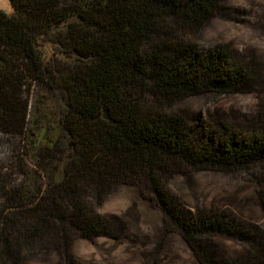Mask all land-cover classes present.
<instances>
[{"label": "trees", "instance_id": "trees-1", "mask_svg": "<svg viewBox=\"0 0 264 264\" xmlns=\"http://www.w3.org/2000/svg\"><path fill=\"white\" fill-rule=\"evenodd\" d=\"M10 1L13 14L0 11V135L28 140L37 171L2 187L0 264L54 254L72 264L75 240L114 233L96 210L120 185L146 187L199 264H252L251 250L222 260L208 246L236 234L258 243L257 229L241 233L226 215L194 214L165 183L177 167L264 173V133L225 124L194 131L169 113L186 98L248 85L226 50L201 51L174 32L203 28L222 0ZM32 82L65 93L59 133L30 130Z\"/></svg>", "mask_w": 264, "mask_h": 264}, {"label": "rangeland", "instance_id": "rangeland-1", "mask_svg": "<svg viewBox=\"0 0 264 264\" xmlns=\"http://www.w3.org/2000/svg\"><path fill=\"white\" fill-rule=\"evenodd\" d=\"M0 11L13 14L11 1L0 0ZM174 32L201 51L223 48L244 67L249 81L237 94L189 97L175 103L169 113L180 115L194 131L225 124L244 135L264 133V0H222L217 14L203 28L184 25ZM44 51L48 61H53L51 49L45 47ZM29 92L33 112L30 130L45 137L59 133V121L67 106L65 93L33 82ZM31 152L28 140L20 142L0 135V205L4 202L3 186L18 185L26 179L25 171H37L28 156ZM36 176L47 183L43 172ZM165 183L192 213L226 215L241 233L248 229L260 232L258 243L240 234L211 238L208 249L217 259L239 260L251 250L250 262L264 264V173L255 169L224 172L177 167ZM96 215L108 221L114 233L75 240L70 249L72 264H199L146 187H116ZM27 264L64 263L54 254L33 258Z\"/></svg>", "mask_w": 264, "mask_h": 264}]
</instances>
